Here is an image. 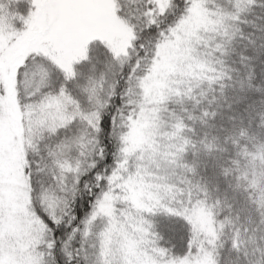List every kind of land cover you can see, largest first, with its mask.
<instances>
[{
  "label": "snow or ice",
  "instance_id": "6c2138e0",
  "mask_svg": "<svg viewBox=\"0 0 264 264\" xmlns=\"http://www.w3.org/2000/svg\"><path fill=\"white\" fill-rule=\"evenodd\" d=\"M0 264H264V0H0Z\"/></svg>",
  "mask_w": 264,
  "mask_h": 264
}]
</instances>
